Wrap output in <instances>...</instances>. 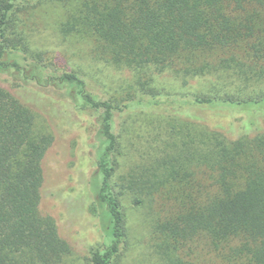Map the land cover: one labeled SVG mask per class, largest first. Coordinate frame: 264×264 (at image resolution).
Segmentation results:
<instances>
[{
	"label": "trees",
	"instance_id": "1",
	"mask_svg": "<svg viewBox=\"0 0 264 264\" xmlns=\"http://www.w3.org/2000/svg\"><path fill=\"white\" fill-rule=\"evenodd\" d=\"M23 1L0 0V264H65L73 253L55 219L39 208L53 135H34V109L20 97L30 86L57 89L72 106L96 113L91 185L103 238L90 250L88 264H114L126 241L112 184L116 116L141 107L174 115L169 107L181 102L199 110L264 108V93L185 101L162 97L150 86L167 71L185 79L238 68L247 82L264 80V0H51L76 3L64 29L90 35L100 57L134 74L140 95L124 102L100 99L76 73L52 70L16 46V16L29 7ZM216 53L227 56L207 60ZM208 130L222 141L204 157L202 178L167 162L165 181L133 187L159 199L153 200L163 212L159 232L176 254L169 263L192 264L184 256L203 242L220 264H264V131L229 139Z\"/></svg>",
	"mask_w": 264,
	"mask_h": 264
},
{
	"label": "rangeland",
	"instance_id": "2",
	"mask_svg": "<svg viewBox=\"0 0 264 264\" xmlns=\"http://www.w3.org/2000/svg\"><path fill=\"white\" fill-rule=\"evenodd\" d=\"M23 2L29 7L16 16L13 37L20 39L16 46L29 58L52 70L76 73L100 99L124 102L129 96L140 95L134 74L100 57L93 37L64 29L68 13L76 8V3ZM226 56L211 54L207 60ZM241 63L248 67L245 61ZM237 69H220L185 79L167 71L156 76L150 86L162 97L185 101L194 96L246 98L264 93V80L247 82ZM24 91L20 97L34 109V135H53L44 161L40 211L55 219L62 238L73 249L65 264H88L90 250L98 247L103 238L95 188L91 185L97 149L96 113L72 106L54 88L30 86ZM169 111L174 115L155 114L141 107L116 116V167L112 184L123 209L126 241L114 264H171L167 259L176 255L159 232L163 212L153 203L159 201L157 195L150 194L153 197L149 198L138 195L133 184L165 181L170 171L167 162L180 167L185 175L198 173L202 178L200 174L206 169L204 157L222 141L221 137H212L214 133L208 129L217 130L229 139L240 134L252 136L256 129L264 131V108L199 110L181 102L171 105ZM250 122L257 128L249 127ZM136 198L142 202L136 203ZM184 257L192 264H220L203 242L191 246Z\"/></svg>",
	"mask_w": 264,
	"mask_h": 264
}]
</instances>
